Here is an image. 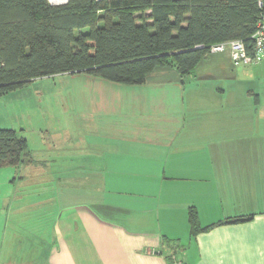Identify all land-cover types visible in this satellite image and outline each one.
Wrapping results in <instances>:
<instances>
[{
  "label": "crops",
  "instance_id": "1",
  "mask_svg": "<svg viewBox=\"0 0 264 264\" xmlns=\"http://www.w3.org/2000/svg\"><path fill=\"white\" fill-rule=\"evenodd\" d=\"M92 83L98 96L78 102L93 113L47 126L43 165L62 170L34 181L50 204L43 224L30 191L33 209L4 208L22 199L24 165L0 168V264H264V58L214 52L188 76L157 66L140 84ZM10 216L30 222L15 255L4 253Z\"/></svg>",
  "mask_w": 264,
  "mask_h": 264
},
{
  "label": "trees",
  "instance_id": "2",
  "mask_svg": "<svg viewBox=\"0 0 264 264\" xmlns=\"http://www.w3.org/2000/svg\"><path fill=\"white\" fill-rule=\"evenodd\" d=\"M263 14L264 0H0V96L62 72L127 84L157 66L188 76L214 43L242 39L251 54ZM34 162L27 138L0 127V168ZM189 222L201 230L193 207Z\"/></svg>",
  "mask_w": 264,
  "mask_h": 264
},
{
  "label": "rangeland",
  "instance_id": "3",
  "mask_svg": "<svg viewBox=\"0 0 264 264\" xmlns=\"http://www.w3.org/2000/svg\"><path fill=\"white\" fill-rule=\"evenodd\" d=\"M89 30L90 27H83L78 32ZM97 77L100 76L86 71L56 73L33 78L25 85L0 96V124L5 126L3 128H12L24 135L29 140L28 145L35 159L34 164H25L21 171L17 167L14 176L18 178V192L22 194V199L15 202L14 205L13 201L6 203L5 206L3 205L8 212L16 207L22 212L33 209L28 199L30 196L36 197L35 201L37 202L34 209L37 210V214L33 216V224L37 226L43 224L44 217L42 213L46 208H49L50 204L49 202L45 203L40 196L46 185L41 182H39L40 184H34V181L39 180V177H48L50 171L53 172L54 176L60 177V171L62 170L58 162H54L51 168L43 165L46 164L47 148L52 141L47 126L52 123V126L62 127L75 118H78L79 122L82 113H93L91 110H85L81 102L78 101L79 99L98 96L92 83ZM81 107L83 109H80ZM76 127L75 124L74 128ZM80 127L83 128L81 124ZM53 139L58 141L55 137ZM68 172L73 177L77 175L75 166ZM28 182L33 183V185H28ZM73 182L75 183L76 179ZM52 186L54 187L53 190H57L61 187V183L58 182ZM26 187L28 188L26 189ZM29 191L32 193L30 196L28 195ZM52 204V207L58 206V197L54 198ZM13 219L15 220L13 221ZM29 223L26 217H22L18 222L16 218L10 216L8 229L4 237V253L6 255L9 253L15 255V250L18 247L16 242L29 239ZM43 240L41 238L40 241Z\"/></svg>",
  "mask_w": 264,
  "mask_h": 264
},
{
  "label": "built area",
  "instance_id": "4",
  "mask_svg": "<svg viewBox=\"0 0 264 264\" xmlns=\"http://www.w3.org/2000/svg\"><path fill=\"white\" fill-rule=\"evenodd\" d=\"M48 1L53 5H58L64 4L69 0ZM252 37L254 39V48L251 54L248 52L246 43L242 39H232L214 43L210 46L209 53L228 51L233 63L236 65L241 63H259L264 58V14L259 18L256 31ZM171 264H183V262L174 259Z\"/></svg>",
  "mask_w": 264,
  "mask_h": 264
}]
</instances>
